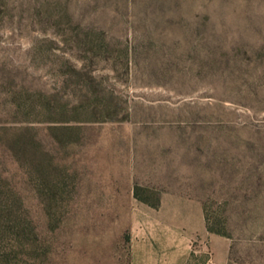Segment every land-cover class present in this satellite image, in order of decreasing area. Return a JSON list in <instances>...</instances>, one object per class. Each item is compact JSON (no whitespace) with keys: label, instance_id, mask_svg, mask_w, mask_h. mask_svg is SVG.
Masks as SVG:
<instances>
[{"label":"rangeland","instance_id":"374dc122","mask_svg":"<svg viewBox=\"0 0 264 264\" xmlns=\"http://www.w3.org/2000/svg\"><path fill=\"white\" fill-rule=\"evenodd\" d=\"M0 264H264V0H0Z\"/></svg>","mask_w":264,"mask_h":264}]
</instances>
